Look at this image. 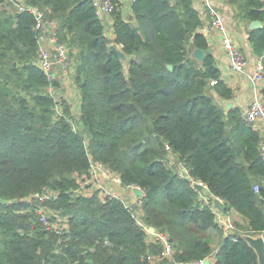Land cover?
I'll use <instances>...</instances> for the list:
<instances>
[{
	"label": "trees",
	"instance_id": "16d2710c",
	"mask_svg": "<svg viewBox=\"0 0 264 264\" xmlns=\"http://www.w3.org/2000/svg\"><path fill=\"white\" fill-rule=\"evenodd\" d=\"M23 1L58 24L73 58L80 107L75 112L50 90L38 64L35 16L0 9V264H152L148 256L163 245L145 226L170 237L177 261L216 252L215 264H260L244 235L264 233L262 136L240 108L215 99L213 92L230 101L234 91L200 30L194 0H135L131 16L113 13V39L94 0ZM228 2L248 27L261 21L249 40L264 63L261 0ZM111 44L122 45L127 60ZM195 48L204 51L203 62L192 57ZM53 87L61 90L62 83ZM91 160L119 174L124 185L142 188L143 225L119 200L76 192ZM180 163L246 226L237 222L225 235L191 181L179 176ZM44 187L59 192L47 206L69 221L62 243L25 201ZM211 230L222 236L218 249Z\"/></svg>",
	"mask_w": 264,
	"mask_h": 264
},
{
	"label": "built area",
	"instance_id": "2783aa9c",
	"mask_svg": "<svg viewBox=\"0 0 264 264\" xmlns=\"http://www.w3.org/2000/svg\"><path fill=\"white\" fill-rule=\"evenodd\" d=\"M135 0H131L132 2ZM202 10L199 13H204L208 18V23L201 27V32L210 39L214 33L221 36V46L226 55L230 59L231 70L236 74H244L247 67V59L241 50L238 42L232 37L228 26L225 21L224 15L219 11L218 6L213 0H202ZM14 3L15 8L19 11H30L36 18L35 30L39 36V59L38 64L46 73L51 87L52 93H62L61 90H56L53 87L54 82H61L62 86L69 80H72L74 73L73 58L70 54L66 42L61 41L59 38V26L55 21L46 18L43 11L38 7H29L23 0H9ZM264 6V0H261ZM96 13L103 19L104 16H111L115 11H123L122 0H94ZM120 49L122 45H117ZM251 83L254 87L253 99L246 112L243 113L244 118L250 123L255 130L259 131L262 136L260 146V153L264 159V96L262 89L264 87V63L260 57L252 74L249 76ZM73 82V80H72ZM218 80H211V86H215ZM57 96V95H56ZM63 97V96H62ZM61 97L57 96L59 100ZM59 109V106L57 107ZM169 149V147H168ZM178 173L181 178L189 179L192 183L193 189L199 194L200 199L207 205L217 216L220 227L225 235L234 233L237 230V222L232 217V213H224L215 206V199L226 206V201L220 197L210 198L208 185L202 181L194 180L192 177L191 169L180 163L178 164ZM79 188L76 192L92 196L99 192L102 199H116L119 200L127 209L133 210L134 216L142 223L143 215V195L137 196L135 190H142L141 187L135 185H124L123 180L119 174L112 171L104 163L100 161L91 160L89 173L78 178ZM201 187V188H200ZM258 191V185L255 186ZM130 192L133 200L125 197V192ZM208 193H205V192ZM144 193V191H143ZM59 197V192L44 187L41 192L30 195L26 198L30 205L34 206L37 220L41 223L45 230L56 233L60 236V241L64 240L63 237L69 232L68 218L50 209L47 204L51 201H56ZM150 239L159 241L163 245L162 251L157 255H149L148 259L152 264L168 260L174 264H207V261L215 258V253L199 260L190 262L177 261L174 258L175 249L171 239L168 235L151 231V227L145 226ZM264 236V234H261Z\"/></svg>",
	"mask_w": 264,
	"mask_h": 264
},
{
	"label": "crops",
	"instance_id": "0c3cea01",
	"mask_svg": "<svg viewBox=\"0 0 264 264\" xmlns=\"http://www.w3.org/2000/svg\"><path fill=\"white\" fill-rule=\"evenodd\" d=\"M123 1V13L125 16L129 17L132 15L131 12V0H122ZM215 4L218 6L219 11L224 15L226 24L228 29L232 35V37L238 42L241 50L243 51L248 63L245 69L244 74H236L231 70L230 59L226 55L225 51L221 46V36L218 33H214L210 39H208L210 48L216 58L217 64L222 71L223 78L225 82L233 89L234 97L230 101H222L219 99L218 95L213 92V95L217 101L224 105L225 108L228 109L227 105L229 103L233 104V107L240 108L242 112H246L248 109L250 102L253 99L254 95V87L250 81V74H252L254 67L256 65L257 60L260 58L257 54H255L251 42L249 40V27L245 22L238 21L234 17V11L228 0H213ZM203 1L202 0H194L195 8L200 11L202 10ZM201 18L203 20V26L208 23V18L204 13H200ZM103 20L106 24L107 34L113 39L115 37L113 31V19L111 16H104ZM69 81L64 85H68ZM74 110V109H73ZM263 134V132H261ZM205 193H208L207 191ZM125 197L133 200L134 198L130 194V192L124 193ZM232 213V217L236 220V222L241 223L246 226V221L239 216L234 210L230 211ZM225 213V212H224ZM211 234L213 236V246L215 249L220 247L222 242V236L219 231L211 230ZM264 234V233H263ZM166 264H174L172 262L166 261ZM210 264H215V258L211 259Z\"/></svg>",
	"mask_w": 264,
	"mask_h": 264
},
{
	"label": "water",
	"instance_id": "95a60500",
	"mask_svg": "<svg viewBox=\"0 0 264 264\" xmlns=\"http://www.w3.org/2000/svg\"><path fill=\"white\" fill-rule=\"evenodd\" d=\"M262 27V23L259 20H255L252 22L250 29H256V28H260ZM111 49L114 50L122 60H127L126 55L124 54V52L122 51V49H120L119 47H117L116 44H111ZM192 57L200 62H203L205 59V53L202 49L200 48H195L193 53H192ZM169 68H172V65L169 66ZM228 108H232L233 104L229 103L227 105ZM201 188V187H200ZM135 193L137 194V196L143 195V190H135ZM215 206L220 209V211L225 212V206H223L218 199H215L214 201ZM151 231H155V228L151 227ZM245 240L250 244L251 247L254 248V250L256 251L258 258H259V263L260 264H264V236L263 235H258V236H251V235H244ZM207 264H210L209 261H207Z\"/></svg>",
	"mask_w": 264,
	"mask_h": 264
},
{
	"label": "rangeland",
	"instance_id": "374dc122",
	"mask_svg": "<svg viewBox=\"0 0 264 264\" xmlns=\"http://www.w3.org/2000/svg\"><path fill=\"white\" fill-rule=\"evenodd\" d=\"M4 8H6L11 13H13L15 6L13 5V3L8 2V4L0 6V9H4ZM61 92L62 93L56 95L59 97L63 96L67 98V100L70 102V105L73 107L74 111L78 112V109L80 107V95H79V90L77 86L74 84V82H72V80H69L68 85L62 86Z\"/></svg>",
	"mask_w": 264,
	"mask_h": 264
}]
</instances>
